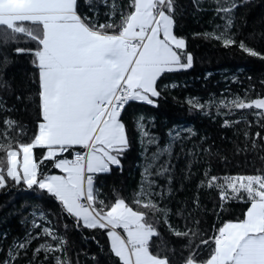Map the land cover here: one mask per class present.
I'll return each instance as SVG.
<instances>
[{
	"label": "snow or ice",
	"instance_id": "6c2138e0",
	"mask_svg": "<svg viewBox=\"0 0 264 264\" xmlns=\"http://www.w3.org/2000/svg\"><path fill=\"white\" fill-rule=\"evenodd\" d=\"M26 2L29 7L26 12L21 13L25 17L23 21L0 22V88L9 87L3 80L2 73L12 63L11 58L28 57L31 78L24 81L27 95L19 98L35 106L34 122L31 129H26L20 121L3 119V133H0V189L23 186L25 189L39 192L41 196L46 195L48 199L56 202L61 214L74 221L73 230L82 232L87 229L94 234L99 233L104 238L103 245L99 243V240H96V243L100 248L99 255H106L110 264H127L124 253L127 252L131 242H126L124 236L128 233L137 236L136 245L138 250L144 253L146 264H171V256L168 254L176 255V247L169 248L168 244L162 242L156 251L150 248L151 240L156 238L163 240L159 227L161 215L169 236L175 238L171 243L179 245L180 264H217L218 248L225 244L229 235V230L225 226H231V229L237 233V237L229 245L230 251L225 253L222 260H219V264H239L238 258L243 249L251 246L253 242L264 241V202L256 196V192L264 186V168L256 169L253 174L222 177L210 176V172L206 170L197 189H206L208 193L217 191L219 199L218 202L213 201L211 212L201 206L198 196L192 201L195 210L189 208L188 201L185 200L183 205H178L173 212L164 203L166 194H171V185H159L155 179H149L146 184L142 180L139 190H134L129 199L119 188L105 192L95 186L94 178H90L89 201L88 206H85L84 194L67 169L62 168L60 164H54L53 168L60 174L42 170V161L34 155V150L37 148L41 149V153L43 152V141L38 132H43L45 136H52L55 133L53 126L56 119L55 108L50 105L45 110L44 101L46 84L50 85L54 78L50 63L52 47L63 28L70 22H75L94 31L96 27L103 24L110 25L117 15L126 20V12L132 13L135 10L138 19L137 27L152 25L157 33V40L166 38L173 45L172 48L163 46L159 50V55L168 61L167 65H153L155 79H159L164 72L188 70L193 66V57L190 52H187L185 38L174 33L175 0H166V3L165 0H151L146 12L136 9V0H128L119 12L116 11L118 6L115 0L111 5L108 0H85L84 7L88 11L83 14L80 11V0H26ZM101 3L107 9L104 15L105 21L99 19ZM249 3L250 0H234L231 7H225L217 0V6L213 9L214 16L223 21L224 17L228 16L226 13H233L238 7ZM153 9L158 11L153 12ZM228 17L226 24L222 23L215 26L213 31H205L198 35L205 39H214L224 48L238 45L242 51L254 54L255 57L264 61V53L250 48L245 40L237 43L236 33L231 32L234 21L231 16ZM261 35L264 36V33ZM251 38H254V34ZM21 41H24L23 46ZM174 49L180 50V53ZM183 53H187V62L181 60ZM209 75L205 74V78ZM144 80L145 83L140 85L141 90L150 91L153 96L158 97L160 93L153 90L155 85L151 72L145 73ZM260 83L264 85V80ZM164 87L172 89L174 85L168 84ZM247 96V92L243 97L234 95L233 98L228 99V102L235 104L236 108L257 110L254 116L257 117L256 127L259 130L254 135L252 133L250 135L248 131L244 132L245 140H251L252 148L255 149L259 145H264V143L257 144V141H264L261 135V130H264V123H262L264 115H261L264 111V97L257 95L256 98L248 100ZM142 99L153 104L147 96ZM187 103L191 108L198 110L203 105L195 98L188 99ZM219 103L224 105L225 100L220 99ZM124 107L126 105L120 108L105 130L109 138L110 151L106 153L107 162L104 159L98 160L97 174H110L113 167L120 172L123 171L122 159L131 148V144L127 141L126 129L123 127ZM3 110H5L4 100L0 99V111ZM222 126H229L228 121H223ZM188 132L192 136L195 135L192 129H188ZM144 136L146 137L144 154L147 155V146L155 145L156 139L147 133ZM203 139L206 138L202 137ZM159 152L160 149L157 148L156 152L151 154L153 164L158 159ZM44 159L48 158L44 157ZM260 160L264 161V156H260ZM141 175L144 176L145 173ZM156 175L171 179L166 164L157 167ZM185 178L188 179L190 176ZM248 181L252 182L251 185ZM233 202L241 205L239 215L234 219L230 218ZM225 213L228 218L221 219ZM45 215L41 213L42 217ZM173 215L178 217L175 225L170 219ZM208 215L215 216L216 219L209 227H204L206 223L204 217ZM153 220L156 223H153ZM180 220L183 221L182 224ZM20 222L25 226V234L18 241L17 238H13L14 242L10 245L16 255L11 261L8 256H5L3 260H0V264H18L21 260L23 264H72L67 255L65 236L59 235L51 226L43 223L37 227L36 220L30 221L26 215L21 216ZM65 227L67 230V225ZM3 237H7L6 232ZM37 238L44 242L33 249L32 243ZM84 239L87 238L84 237ZM41 253H43L42 256ZM162 253L168 254L162 255ZM93 264H100L98 257H93Z\"/></svg>",
	"mask_w": 264,
	"mask_h": 264
},
{
	"label": "trees",
	"instance_id": "16d2710c",
	"mask_svg": "<svg viewBox=\"0 0 264 264\" xmlns=\"http://www.w3.org/2000/svg\"><path fill=\"white\" fill-rule=\"evenodd\" d=\"M127 2L128 0H115L118 6L116 11L119 12ZM108 3L111 5L113 0H108ZM84 4L85 0H80L81 14L88 11ZM175 5L174 33L185 38L187 52L193 57V66L188 70L164 72L156 80L155 88L160 95L154 97L153 104L127 101L122 121L131 148L122 159L123 171L120 172L113 167L110 174H97L94 177V184L105 192L119 188L129 199L134 190H139L144 179L141 175L143 144L138 125V121H141L144 130L156 139L155 145L148 146L147 154L169 145V150L149 169L147 180L155 179L159 185H171V194H166L164 198V203L168 205L170 211L174 212L185 200L188 201V207L195 210L192 201L198 196L201 206L211 212L213 201L218 202L219 199L217 191L208 193L206 189H197L206 170L210 172V176L222 177L253 174L256 169L264 168V161L260 160V156H264V145L253 149L251 140L246 141L244 137L245 131L254 135L259 130L256 127L257 117L254 116L257 110L236 108L235 104L228 102L234 95L243 97L246 92L248 100L256 98L257 95L264 97V85L260 83L264 80V61L254 54L242 51L238 45L224 48L220 42L198 35L205 31H213L215 26L223 22L214 16L213 9L217 6L215 0H175ZM106 11L101 3L100 21H105ZM133 12H126V20L117 15L110 25L103 24L96 27L95 31L102 34H120L127 27ZM230 16L234 21L231 32L236 33L237 43L245 40L250 48L264 53V36L261 35L264 33V0H250L249 4L238 7ZM252 34L254 38H251ZM21 44L23 46L24 41H21ZM186 58L187 53H183L182 62H187ZM11 59L12 63L2 73V78L9 87L0 88V99L4 100L5 109L0 111V133H3L2 121L5 118L22 122L26 129H31L34 122L35 106L19 98L27 95L24 81L31 78L30 60L28 57ZM205 74L210 75L205 78ZM168 84L174 87L172 89L164 87ZM190 98H195L203 104L200 110L190 107L187 103ZM220 99L225 100L224 105L219 103ZM261 115H264V111ZM225 120L229 126H222ZM179 126L192 129L195 135H190L186 130L171 140L169 136L171 130ZM261 135L264 138V130H261ZM202 137L206 139L202 140ZM261 143L264 141H257V144ZM163 164L167 165L171 179L156 175L157 167ZM46 166V163H41L42 170L56 171L53 167ZM186 176L190 178L186 179ZM256 196L261 198L259 191L256 192ZM240 206L232 203L233 212L230 218L234 219L239 215ZM42 212L46 214L44 217L41 216ZM22 215H26L30 221L35 219L37 227L43 223L51 226L59 235L65 236L67 255L72 264H93L94 256L99 258L100 264H110L106 255H99L100 248L96 240H99L101 245L104 244V238L99 233L94 234L87 229L82 232L73 230L74 221L60 213L56 202L23 186L0 189V260L8 256L11 261L16 255L10 245L14 242L13 238H17L18 241L25 234V226L20 222ZM224 218H228L227 213L221 216V219ZM170 219L175 225L178 217L173 215ZM204 219L206 221L204 227H209L216 217L208 215ZM159 220L163 240L160 238L151 240L150 248L156 251L162 242L168 244L169 248L176 247V255L168 253L162 255H170L171 264H180L179 245L171 243L175 238L169 236L162 215ZM153 223L156 221L153 220ZM180 223L183 221L180 220ZM5 232L6 238L3 237ZM43 242L37 238L33 241L32 248L35 249ZM18 264H23V260Z\"/></svg>",
	"mask_w": 264,
	"mask_h": 264
},
{
	"label": "crops",
	"instance_id": "0c3cea01",
	"mask_svg": "<svg viewBox=\"0 0 264 264\" xmlns=\"http://www.w3.org/2000/svg\"><path fill=\"white\" fill-rule=\"evenodd\" d=\"M150 2L151 0H136V9L146 12ZM28 7L26 0H0V22L23 21L25 17L21 13L26 12ZM156 11L158 10L153 9V12ZM137 24L135 10L127 27L120 34H102L70 22L58 34L52 47L50 63L54 78L50 85L46 84L44 103L45 110L50 105L55 108V133L45 136L43 132H38L43 141V152L37 148L34 155L46 163V168L60 164L67 169L83 192V201H89L88 182L97 175L98 160L104 159L107 162L106 153L110 151L105 130L116 113L108 111L103 117L99 113L100 104L113 97L121 82L131 89L128 101L147 103L142 99L144 96L153 100L155 96L150 91H142L140 85L145 83L146 72H151L155 85L157 79L152 71L153 65L168 63L159 55V50L163 46L173 47L169 39L157 40V33L152 25L137 27ZM142 35H147V39L140 48L128 51L125 49V39ZM174 51L178 53L179 50ZM153 90L156 91V88ZM136 96L141 98H132ZM87 146L89 151L84 162H73L69 154H59L62 147L73 150ZM53 173L60 174L58 170ZM259 200L264 202V198ZM225 227L229 230V235L225 244L218 248L217 264L230 251L229 245L237 237L231 226ZM136 239L137 236L133 233L124 236L126 242H131L124 253L127 264H146V257L138 250ZM238 259L239 264H264V250H255L251 245L241 251Z\"/></svg>",
	"mask_w": 264,
	"mask_h": 264
},
{
	"label": "built area",
	"instance_id": "2783aa9c",
	"mask_svg": "<svg viewBox=\"0 0 264 264\" xmlns=\"http://www.w3.org/2000/svg\"><path fill=\"white\" fill-rule=\"evenodd\" d=\"M147 35L135 36L129 39H125V49L128 51L132 48H140L146 41ZM131 93V89L125 85L123 82L119 83L115 89L113 97L109 101H104L100 104L99 113L104 117L108 111H112L117 113L120 108L125 105L128 101L129 95ZM89 151V146L82 149H73L71 150L69 147H62L59 150V154L61 156L70 155V159L73 162H84L87 158V154ZM85 206H88V202L86 200L83 201Z\"/></svg>",
	"mask_w": 264,
	"mask_h": 264
},
{
	"label": "rangeland",
	"instance_id": "374dc122",
	"mask_svg": "<svg viewBox=\"0 0 264 264\" xmlns=\"http://www.w3.org/2000/svg\"><path fill=\"white\" fill-rule=\"evenodd\" d=\"M219 2L221 3L222 6L231 7L233 5V3H234V0H219ZM215 3L217 5V0H215ZM221 15H223V14H221ZM226 15L230 16V13H226ZM228 16H225L224 17V20L222 22L223 24H226L227 23V20L229 18ZM217 26H219V25H217ZM138 122H139L138 125L140 127V138H141V141H142V144H143V152H142V157H143L142 165H143V167H142V172L145 173L143 181L145 183H147V181H148L147 179L149 177V169H151V167H153L155 165V163L159 160L160 156L164 152H166V151L169 150V145L168 146H165L164 148H159L160 149V152L158 154V159L153 164L150 157H151V154L154 153V152H156L157 149H154L152 152H149L147 155L144 154V142L146 140V137L144 135L147 132L144 130L143 123H141V121H138ZM188 129L189 128L182 127V126L173 128L171 130L170 134H169L170 139L172 140V139H175V138L179 137V134L181 132L186 131ZM148 135L150 136V134H148ZM148 146H147V149H148ZM149 165H151V166L149 167ZM146 169H147V172H145ZM248 183H249V185H251L252 182L251 181H248ZM258 191L260 193L261 198L263 199L264 198V186H261ZM252 246H253V249H255V250H259V249H263L264 250V241H261V242H258V243L253 242L252 243ZM257 264H259V262H257ZM262 264H263V262H262Z\"/></svg>",
	"mask_w": 264,
	"mask_h": 264
}]
</instances>
